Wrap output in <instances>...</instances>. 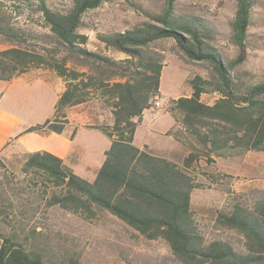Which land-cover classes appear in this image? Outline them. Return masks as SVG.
Returning a JSON list of instances; mask_svg holds the SVG:
<instances>
[{
	"label": "trees",
	"instance_id": "16d2710c",
	"mask_svg": "<svg viewBox=\"0 0 264 264\" xmlns=\"http://www.w3.org/2000/svg\"><path fill=\"white\" fill-rule=\"evenodd\" d=\"M104 1L70 0L68 7L58 8L47 0H18L15 8H34L39 14L49 32L45 35L0 19V37L9 42L0 49V79L42 67L53 70L65 85L52 117L26 131L62 132L68 121L65 109L93 99L111 113V122L88 125L110 140L93 180L79 176L45 150L24 153L22 171L38 173L58 188L49 197L50 205L86 218L105 210L146 239L163 238L180 264H264V195L251 207L236 202L217 213L221 226L241 234L242 250L226 239L207 241L191 208V192L202 183L189 172L201 155H224L236 148L264 151V77L238 87L230 71L245 57L254 0H235L231 24L239 52L229 62L207 41L210 27L203 19L174 12L176 0H165L160 14L148 15L150 21L97 33L105 46L127 57L114 59L88 49L87 34L80 31L86 26L84 16ZM161 38H172L187 58L208 62L215 74L213 79L195 74L187 80L191 94L169 100L167 111L180 127L173 125L165 134L188 148L181 164L133 142L143 110L160 93L163 63L147 48ZM208 90L219 93L212 103L200 99ZM20 230L0 234V264H82L73 251L46 257L35 243L43 232L36 227Z\"/></svg>",
	"mask_w": 264,
	"mask_h": 264
},
{
	"label": "rangeland",
	"instance_id": "374dc122",
	"mask_svg": "<svg viewBox=\"0 0 264 264\" xmlns=\"http://www.w3.org/2000/svg\"><path fill=\"white\" fill-rule=\"evenodd\" d=\"M47 1L58 8L70 5V0ZM17 3L18 0H0V19L3 23L34 35L49 34L34 8L17 9L14 6ZM164 5L165 0L102 2L84 16L86 26L80 31L87 34V48L114 59L127 57L124 52L105 46L98 40L97 33L122 31L150 21L148 15L160 14ZM235 10V0H176L174 4L176 14H191L203 19L210 27L207 41L218 50L225 62L236 59L239 52L231 24ZM8 45L9 42L0 37V49ZM147 53L163 63L159 89L166 99L163 100L159 93L152 102V111L157 128L164 129L172 121L167 112L169 100L191 94L187 80L195 74L213 79L215 74L208 62L187 58L172 38L154 41L147 48ZM230 71L238 87L259 82L264 77V0H254L247 29L245 57ZM218 97L219 93L211 90L200 95V99L206 103H212ZM155 100H159L161 105L154 106ZM95 102V99L90 101L91 107L100 111L103 105L98 102V106ZM103 122H107V119L104 118ZM174 126L180 127V124L175 122ZM141 131V128L138 129L137 137L141 136ZM172 138H160L158 146L161 150L157 152L181 164L188 148ZM174 140L177 144H174ZM78 141L85 143L86 157L91 160L102 158L100 149L107 141L102 132H82ZM23 161L22 152L0 155V234L12 228L29 231L36 227L43 233L35 243L43 249L46 257L73 251L79 255L82 264H180L163 238L146 239L105 210L86 218L57 204L50 205L49 197L58 188L38 173H24L21 168ZM189 172L195 181L202 183L201 187L191 192V208L205 240L226 239L242 250L241 234L221 226L217 222V213L236 202L251 207L256 199L264 195V151L236 148L226 151L224 155H211L208 158L201 155L190 166ZM31 241L29 239L28 243Z\"/></svg>",
	"mask_w": 264,
	"mask_h": 264
},
{
	"label": "crops",
	"instance_id": "0c3cea01",
	"mask_svg": "<svg viewBox=\"0 0 264 264\" xmlns=\"http://www.w3.org/2000/svg\"><path fill=\"white\" fill-rule=\"evenodd\" d=\"M64 87L61 77L53 70L42 67L31 68L9 80L0 79V155L9 152L29 153L45 150L61 158L63 163L69 165L79 176L93 180L104 159V151L109 146L110 140L107 138L100 149L103 156L99 160L86 157L85 143L78 140L82 132L97 130L88 125L101 123L104 118L107 122H111V113L108 108L102 106V111H95L96 107H91L92 100H89L65 109L68 121L62 132L25 130L30 125L41 123L52 117L55 103ZM160 93L162 99H166V95L161 90ZM98 102L95 104L98 105ZM152 110L153 106L143 110L141 121L134 132L133 142L139 147L158 154L157 151L161 150L158 146L159 139L163 136L172 138L165 132L175 124V120L167 111L172 118L171 124L164 129H159L155 124ZM140 128L141 136L137 137ZM176 142L174 140V144H177Z\"/></svg>",
	"mask_w": 264,
	"mask_h": 264
},
{
	"label": "built area",
	"instance_id": "2783aa9c",
	"mask_svg": "<svg viewBox=\"0 0 264 264\" xmlns=\"http://www.w3.org/2000/svg\"><path fill=\"white\" fill-rule=\"evenodd\" d=\"M160 105H161V103H160V101H159V100H155V101H154V106H156V107H157V106H160Z\"/></svg>",
	"mask_w": 264,
	"mask_h": 264
}]
</instances>
